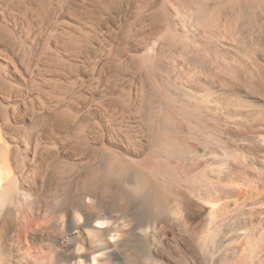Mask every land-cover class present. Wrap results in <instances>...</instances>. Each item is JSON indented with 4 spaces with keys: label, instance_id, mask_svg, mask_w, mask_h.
Wrapping results in <instances>:
<instances>
[{
    "label": "bare ground",
    "instance_id": "1",
    "mask_svg": "<svg viewBox=\"0 0 264 264\" xmlns=\"http://www.w3.org/2000/svg\"><path fill=\"white\" fill-rule=\"evenodd\" d=\"M0 264H264V0H0Z\"/></svg>",
    "mask_w": 264,
    "mask_h": 264
}]
</instances>
